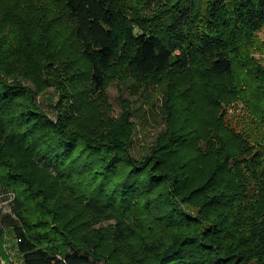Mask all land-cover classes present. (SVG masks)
Returning a JSON list of instances; mask_svg holds the SVG:
<instances>
[{
	"label": "trees",
	"instance_id": "obj_1",
	"mask_svg": "<svg viewBox=\"0 0 264 264\" xmlns=\"http://www.w3.org/2000/svg\"><path fill=\"white\" fill-rule=\"evenodd\" d=\"M157 1L15 0L2 16L0 183L16 217L0 214V256L10 226L20 264H264V60L251 55L264 0ZM33 16L58 26L40 39L43 68L61 52L56 73L78 83L59 89L55 119L4 77ZM169 70L167 127L135 157L130 104L102 110L107 80L149 87Z\"/></svg>",
	"mask_w": 264,
	"mask_h": 264
},
{
	"label": "rangeland",
	"instance_id": "obj_2",
	"mask_svg": "<svg viewBox=\"0 0 264 264\" xmlns=\"http://www.w3.org/2000/svg\"><path fill=\"white\" fill-rule=\"evenodd\" d=\"M15 0H0V40L7 33L9 22H3L2 16L6 13L9 5ZM147 5V0H142ZM152 10L159 11L163 6L157 0H152ZM58 26L52 29H44L41 21H38L33 16L31 27L26 34H30L29 39H24L22 53L19 59L13 64L15 71L12 73H4V77L10 81H21L32 87L36 93L37 103L45 112L53 119L56 118V107L60 104L59 89H67L69 92L76 90L77 84L75 78L69 72H63L61 75L56 73V69L61 66V61H67L62 57L63 53L59 52L54 58L55 65L51 70H46L42 66V51L45 42L40 40L42 37H49L55 32ZM261 40V47L264 45V28L257 34ZM1 54V53H0ZM2 55V54H1ZM251 55L264 60V49H254ZM45 69V70H44ZM23 71V72H22ZM181 78V74L177 70H169L161 74L158 78H151V84L148 86H135V80L129 77L126 81L121 79L108 78L106 84V99L103 106V111L109 117L118 118L122 114L125 103H129L132 111L131 120L136 124L134 133V143L132 145L133 155L142 157L149 152L151 146L156 143L158 136L165 131L167 124L162 114V108L166 102L169 91L168 86L177 79ZM181 81V79H180ZM61 86H63L61 88ZM85 86V83L83 84ZM188 89L189 84L183 85ZM198 93L197 90L193 89ZM194 96V94H193ZM69 100V98H68ZM237 108H231L229 117L233 124L242 125V116L245 112V104L239 101ZM239 109V110H237ZM193 114L196 115L195 110ZM15 202V194L13 191L5 189L0 183V214L5 217V214L16 217L13 206ZM36 203H29L28 210H34ZM8 220V219H6ZM107 224V223H105ZM5 236L3 239L2 254L0 256V264H20V254L17 246V239L12 232L10 226H5ZM95 264H104L103 260L95 261Z\"/></svg>",
	"mask_w": 264,
	"mask_h": 264
}]
</instances>
